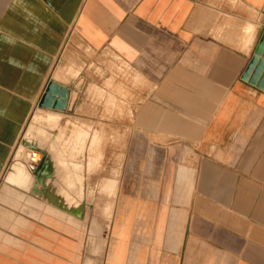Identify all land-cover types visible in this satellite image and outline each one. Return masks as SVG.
I'll list each match as a JSON object with an SVG mask.
<instances>
[{
  "label": "crops",
  "instance_id": "obj_1",
  "mask_svg": "<svg viewBox=\"0 0 264 264\" xmlns=\"http://www.w3.org/2000/svg\"><path fill=\"white\" fill-rule=\"evenodd\" d=\"M263 33L264 0H0V264H264ZM51 81L126 131L119 196L19 156Z\"/></svg>",
  "mask_w": 264,
  "mask_h": 264
},
{
  "label": "rangeland",
  "instance_id": "obj_2",
  "mask_svg": "<svg viewBox=\"0 0 264 264\" xmlns=\"http://www.w3.org/2000/svg\"><path fill=\"white\" fill-rule=\"evenodd\" d=\"M38 109V107L34 108L33 115H35L24 126L15 149L19 151L21 145L26 147L27 152H33V150L37 149L44 154V159L46 160L47 158L46 161L52 160V164L55 165L57 159H60L66 173L70 170L71 179H77L79 176L78 179L80 181H87L88 179L90 180L91 175L97 174L95 178L98 181L96 191L108 197L119 196V188H116L119 185L118 179L101 177V175L104 176L106 166L115 169L119 168L123 159L121 153L124 147L120 138L121 136L124 138L126 131L122 132L120 126L106 124V120H112L110 110L106 112L104 109H97L96 123L79 124L78 119L74 121L72 118V109L65 113H62L64 111L56 113L55 110ZM58 132L61 133V140H57L56 134ZM27 134L32 137L30 138L31 145H27L25 142L24 138L27 137ZM12 159L10 164L16 163L15 156L12 155ZM44 159L42 158L41 162ZM23 160L26 161L25 155ZM28 163L34 166L37 165L32 161ZM118 174V171L114 172V176ZM75 176L76 178H74ZM133 191L131 193L135 195V190ZM97 208L98 212L103 211V207L100 205ZM104 208L109 220L108 227H111L114 219L115 204H107Z\"/></svg>",
  "mask_w": 264,
  "mask_h": 264
},
{
  "label": "water",
  "instance_id": "obj_3",
  "mask_svg": "<svg viewBox=\"0 0 264 264\" xmlns=\"http://www.w3.org/2000/svg\"><path fill=\"white\" fill-rule=\"evenodd\" d=\"M243 80L256 85L259 89L264 90V33L258 43L255 54L250 61L246 71L242 77ZM70 90L64 85L55 81L49 82L45 92L39 101L38 106L42 109H54L58 111H66L68 106ZM36 155V153H34ZM33 156L31 161L40 164L42 159ZM32 171H36L34 165L29 164Z\"/></svg>",
  "mask_w": 264,
  "mask_h": 264
},
{
  "label": "bare ground",
  "instance_id": "obj_4",
  "mask_svg": "<svg viewBox=\"0 0 264 264\" xmlns=\"http://www.w3.org/2000/svg\"><path fill=\"white\" fill-rule=\"evenodd\" d=\"M61 85H62V84H61ZM42 110H43V109H42ZM47 110H54V109H47ZM55 111H56V113H57V112H61V111H58V110H55ZM53 112H54V111H53ZM30 138H32V137L30 136V134H28L27 137H26V139H25V142H26L27 145H28V144L31 145V143H30ZM24 145H25V144H24ZM28 151H29V150H28ZM34 153H36V155H35ZM22 154H23V155H22ZM15 155H16V154H15ZM24 155H25V160H26L27 162L31 161V159H32V157H33L34 155L36 156V158H38V159H40V160H41L42 158H44V154H42L41 151L35 149V150H33V152H27L26 147H24V146L21 145V148H20V151H19V156H23L22 159H24ZM16 159H17V158H16ZM43 163L46 164L47 161L44 159ZM15 164H16V165H15V167L13 168L12 173H11V178H12V177L14 178V177L20 175V174H18V169H19V166L22 165V163H21V162H17V163H15ZM15 172H17V173H15ZM116 188H118V186H117Z\"/></svg>",
  "mask_w": 264,
  "mask_h": 264
}]
</instances>
